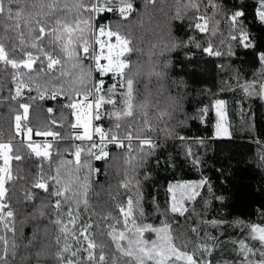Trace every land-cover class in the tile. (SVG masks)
Listing matches in <instances>:
<instances>
[{
	"label": "trees",
	"instance_id": "trees-1",
	"mask_svg": "<svg viewBox=\"0 0 264 264\" xmlns=\"http://www.w3.org/2000/svg\"><path fill=\"white\" fill-rule=\"evenodd\" d=\"M90 2L0 0V141H11L13 157L0 264H264V0H99L135 10L104 9L95 22ZM203 17L207 31L196 27ZM94 26L127 39L122 78L107 74L101 110L122 147L77 140ZM216 99L226 101V137ZM23 105L33 135L51 132L49 157L20 142ZM177 181L202 184L174 209ZM127 205L131 218L117 224ZM134 220L156 229L130 232Z\"/></svg>",
	"mask_w": 264,
	"mask_h": 264
},
{
	"label": "rangeland",
	"instance_id": "rangeland-1",
	"mask_svg": "<svg viewBox=\"0 0 264 264\" xmlns=\"http://www.w3.org/2000/svg\"><path fill=\"white\" fill-rule=\"evenodd\" d=\"M102 2V0H101ZM102 6H107L105 4L100 3ZM123 6L131 9L132 13L133 10H135V6L133 4H122L118 5L116 7H112V9L117 10L116 8ZM110 7H104V9H107ZM103 9V10H104ZM108 10V9H107ZM259 12L261 15H264V3H262L259 6ZM121 15L122 17H126L129 15ZM196 27L201 31H207L210 26L208 24V21L205 17L202 18L200 22L196 24ZM96 34L97 36L105 35L108 37V43L101 47V56L102 60L106 69V75H105V82H106V76L109 73H112L115 75H121L122 78V72L123 69L126 66V61L123 60L122 55L128 48L127 39L123 38L119 34H115L113 31H111L108 27L99 26L97 28L93 27L92 30V37ZM86 47H84V51L89 54V52L86 50ZM6 57V53L4 51V48L0 45V59H4ZM29 59V58H28ZM24 64V62H23ZM26 66L31 67L33 64V60H27L25 62ZM147 74V80H148V73ZM89 101L88 103L85 101V99H82L76 108L75 112V126L77 130H80L78 132L82 133V136L85 138H88L90 135L91 129H92V101H91V88L93 85V72L91 69L90 73V80H89ZM175 90L176 86L174 87ZM162 90V89H160ZM262 95L264 97V86L262 90ZM170 100V99H169ZM96 102L98 104L99 109V118L100 121V127L98 130H100L103 126L101 122V110H102V102L103 97L102 93L97 97ZM213 107L216 113V129L217 134L222 137H226L229 135V126H228V114H227V108H226V101L222 99H216L213 102ZM24 111L16 116V130L21 134L24 135L20 139V142H22L29 150L30 152L37 157H49L52 154V145L54 143V140L50 137L51 132L48 131L44 133L41 136H35L30 131V129L27 126V118H28V107L26 105H23ZM139 141L142 144L148 143L149 141H152L151 138H139ZM39 142V143H36ZM11 141L9 140H3L0 141V213L3 212L4 207V198L8 193L7 188V180H8V174L12 168V154H11ZM36 146V147H34ZM123 145H121L122 147ZM131 147V146H130ZM85 147L78 146L77 150L74 153V160L76 163L80 162L81 158V152L84 150ZM101 152L97 153V157L103 158L108 156V151L105 149L104 145L100 146ZM137 163H131L129 164V169H135L137 167ZM201 183L195 182V181H177L173 182L169 185L170 187V200L171 205L174 209H179L184 207V203L191 201L196 194L198 193L199 186H201ZM39 186L45 187L46 183L45 181H40L38 183ZM114 216L116 218V223L121 224L123 219H126L127 217L131 218L132 212L130 205H127L125 207H120L118 209V212L114 213ZM143 223L139 222L136 223L135 220L131 221L127 226V228H130V232L137 233L138 232H146L155 230L156 227L151 226L149 224H145L146 226H139ZM128 229H116L113 231L120 232L121 236H124L125 232H127ZM260 239L264 240V228L259 229L256 234ZM136 246L133 248V252H135ZM145 253L147 254L148 258L153 256V251L151 249H145Z\"/></svg>",
	"mask_w": 264,
	"mask_h": 264
},
{
	"label": "built area",
	"instance_id": "built-area-1",
	"mask_svg": "<svg viewBox=\"0 0 264 264\" xmlns=\"http://www.w3.org/2000/svg\"><path fill=\"white\" fill-rule=\"evenodd\" d=\"M104 7H108V6H102L99 0H92V2L89 3L87 8L92 11L94 22L97 20L98 16L101 14V11L104 9ZM107 9L111 10L112 7ZM116 9L118 13L121 15H127V13L129 14L131 12V9L123 6H120ZM108 40H109L108 37H106L105 35L97 36L96 34H94L91 44H89L86 47V50L89 52L91 69L93 72V85L91 88L92 129L88 138H85L84 136H82L81 132H78L77 140L79 142L87 139L92 143H113L115 144L116 147H120L121 145H123L124 139L117 137L115 135L111 136L109 133V128L104 125L100 130H98V128L100 127V121L98 120L99 109L96 99L105 89L104 77L106 75V69L101 56V47L106 45L108 43ZM128 140H132V138L130 137Z\"/></svg>",
	"mask_w": 264,
	"mask_h": 264
}]
</instances>
